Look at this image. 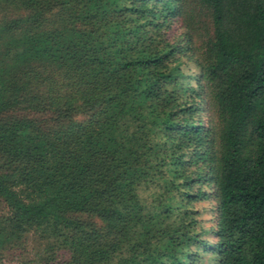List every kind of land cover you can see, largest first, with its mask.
<instances>
[{"label":"trees","instance_id":"1","mask_svg":"<svg viewBox=\"0 0 264 264\" xmlns=\"http://www.w3.org/2000/svg\"><path fill=\"white\" fill-rule=\"evenodd\" d=\"M13 261L264 264V0H0Z\"/></svg>","mask_w":264,"mask_h":264},{"label":"rangeland","instance_id":"2","mask_svg":"<svg viewBox=\"0 0 264 264\" xmlns=\"http://www.w3.org/2000/svg\"><path fill=\"white\" fill-rule=\"evenodd\" d=\"M187 70H188V69H187ZM14 261H16V260H14ZM14 261H13V262H14ZM6 264H7V263H6ZM14 264H16V262H14Z\"/></svg>","mask_w":264,"mask_h":264}]
</instances>
